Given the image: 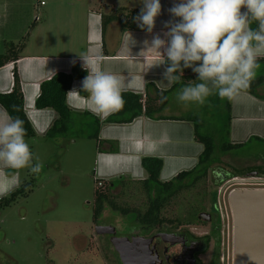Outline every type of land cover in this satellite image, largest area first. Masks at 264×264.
I'll list each match as a JSON object with an SVG mask.
<instances>
[{
  "label": "rangeland",
  "instance_id": "1",
  "mask_svg": "<svg viewBox=\"0 0 264 264\" xmlns=\"http://www.w3.org/2000/svg\"><path fill=\"white\" fill-rule=\"evenodd\" d=\"M108 2L118 7L129 6L128 0ZM141 5L142 1L137 0L136 7ZM94 7L91 0H0V54H4L12 43L23 47L22 52L27 54H38L42 48L48 54L56 55L68 47L72 49V45L83 36L84 15ZM70 19L75 21V32H69L79 37L74 41L67 37ZM19 32H22V37L11 41L12 35ZM193 76L197 78L194 72ZM178 89L172 94L171 105L162 115L181 117L190 113L201 114V105L184 106L177 101ZM204 118L208 127L202 129V133L211 131L208 134L222 142L218 132L222 121L213 115ZM188 125L193 127L190 123ZM189 129L182 133L183 130L180 131L177 126L168 127L167 131L173 138H179L189 134ZM94 132V128H90L83 137H74L75 133L71 131L67 137L26 140L45 167L38 177L28 169H22L21 182H32V192L0 210V264H120L109 237L98 235L96 228L113 226L120 236H130L133 219L105 206L95 223L96 194L103 193L130 209L142 208L146 197L135 185L125 191L121 187L109 189V183L119 178L127 182L139 181L130 175L103 179L94 174L97 142L88 136ZM253 167L264 169V145L255 141L250 147L221 157V162L213 166L205 183L193 193L204 189L214 192L216 172L230 173L231 177L244 176L246 169ZM177 204L165 211V218L173 220L178 215ZM230 226L233 236L232 216Z\"/></svg>",
  "mask_w": 264,
  "mask_h": 264
},
{
  "label": "crops",
  "instance_id": "2",
  "mask_svg": "<svg viewBox=\"0 0 264 264\" xmlns=\"http://www.w3.org/2000/svg\"><path fill=\"white\" fill-rule=\"evenodd\" d=\"M92 1L95 7L89 8L82 20V38L69 32H75L73 19H70L67 24V27L70 26L67 37L73 41L79 38L78 42L72 45V49L68 47V49L57 52L60 53L57 55L48 54L44 48L38 54L22 52L20 54L21 59L15 64L11 63L0 68L1 94L12 92L14 86L13 71L14 67L17 68L24 96L25 113L36 132V139H47V133L58 118L57 113L52 109L39 110L36 108V100L41 94V84L49 81L57 74H72L73 67L76 65L88 72L79 55H89L97 62L101 70L114 72L124 79L126 87L122 93L146 96L150 84L160 91L164 89V85L160 82L163 80L165 65H155L162 59L161 54L147 49L143 42L145 40L151 41L156 34L167 39L164 37V33L168 29L164 25L169 21L178 22L179 18L173 17L169 9L179 0H160L161 14L156 18L155 28L151 34L142 29L122 32L116 22L110 24L103 34L101 15L104 12L119 8L141 11L143 3L138 8L136 7L137 0L136 2L128 0L129 6L127 7L115 6L110 4L108 0ZM128 32L136 41L134 45H129V48L127 47ZM21 37L22 32L16 33L12 35L11 41H17ZM161 53L163 54V50ZM260 60L264 61V58ZM262 63L264 66V62ZM84 79L73 82L69 92L75 90L78 94H69L68 92L67 105L76 115L90 114L101 121L99 138L105 144L101 150L98 149L97 144L94 169L96 176L107 179L120 175H130L136 180L143 181L148 178V174L142 167V159L158 158L163 161L160 180L169 182L180 172L191 171L197 165L204 147L195 141L194 128L188 125L189 122L185 124V121L177 120L154 121L143 116L131 124H106V119L116 112L103 115L91 110L88 100L89 94L84 92L82 87ZM172 86L164 92L169 91ZM256 93L259 98L243 91L237 98L231 100L230 142L234 144L247 147L252 141L257 144L264 141V82L256 89ZM0 116H9L1 105ZM177 126L180 131L183 130L182 133L187 131L189 127L190 133L180 135L179 138H173L167 130L168 127ZM111 142L118 143L119 151L117 153L111 152V144H109ZM20 172L21 170H19L21 180ZM19 187L3 197L10 195Z\"/></svg>",
  "mask_w": 264,
  "mask_h": 264
},
{
  "label": "clouds",
  "instance_id": "3",
  "mask_svg": "<svg viewBox=\"0 0 264 264\" xmlns=\"http://www.w3.org/2000/svg\"><path fill=\"white\" fill-rule=\"evenodd\" d=\"M142 3L134 20L151 34L162 5L160 0ZM169 12L179 20L165 23L167 39L156 34L143 42L147 49L161 54L155 65H166L158 103L168 99L164 90L181 83L186 68L197 74V80L176 92L177 101L184 106H202L213 95L231 101L250 87L260 68L259 60L264 58V0H179ZM135 43L128 32L127 47ZM79 56L89 73L82 87L89 94L91 110L103 115L121 110L126 81L101 70L89 55ZM69 94L78 93L73 90ZM26 134L22 119L0 116V197L20 186L19 170L28 169L38 177L45 167L32 152Z\"/></svg>",
  "mask_w": 264,
  "mask_h": 264
},
{
  "label": "trees",
  "instance_id": "4",
  "mask_svg": "<svg viewBox=\"0 0 264 264\" xmlns=\"http://www.w3.org/2000/svg\"><path fill=\"white\" fill-rule=\"evenodd\" d=\"M139 13L140 11L138 10L128 11L124 8L104 12L101 15L103 34L113 22L118 23L122 32L141 29L134 20ZM253 27L255 28L256 25L253 24ZM22 48L13 43L8 45L6 52L0 54V68L19 61L21 59ZM262 62L264 61H259L260 68L257 70V75L251 82L250 87L244 90V92L256 97H258L256 89L264 82V66ZM13 75L14 86L12 92L9 94L0 93V105L9 116L13 118L19 117L24 121V128L27 133L25 139L34 140L36 139V132L25 113L24 96L16 67H14ZM87 75L88 72L86 70L76 65L73 67L72 74H57L49 81L43 82L41 84V94L36 100L35 106L39 110L52 109L58 115L57 120L47 133L48 138L67 137L71 131L75 133L74 137H83L87 135L86 131L88 129L94 128L95 132L88 136L96 140L98 149L101 150L105 144L99 138L101 121L90 114L76 115L67 105V94L73 82L85 78ZM196 80L197 78L193 76L191 68L184 69L181 83L174 84L169 91H163V95L168 97L163 103H158L161 91L156 89V87L154 88L151 84L148 85L146 96L127 92L122 93L125 100L123 108L109 116L105 121L106 124H131L143 116L154 121L177 120L189 122L194 128L195 141L202 144L204 150L199 156L197 165L191 171L181 172L169 182H162L160 180L163 168V161L161 159L143 158L142 167L148 174L146 180L138 182L130 180L127 182L125 179L119 178L109 183L110 190L121 187L125 191L127 188H131V185L139 186L138 190H141L142 194L146 197L143 207L139 209L124 208L109 196L97 193L94 210L95 223L98 222L105 206H109L114 211L132 218L134 223L139 222L147 226L174 222L181 224L197 219L202 205L210 198L212 192H208L205 189L202 192H193L205 183L213 166L221 162V157L244 147L230 143L231 101L227 99L222 100L218 95L208 97L206 103L202 105L201 114L190 113L181 117H166L162 115L171 105L172 94L183 85H187L190 82L195 83ZM206 115L216 116L222 121L220 130L218 131L222 142H218L214 136L208 134L211 131L202 133V129L208 127L207 121L204 118ZM252 143L253 141L247 146L250 147ZM109 144H111V152L117 153L119 151L118 143L111 142ZM258 144L264 145V141ZM258 170L262 171V168H247L245 174ZM237 176H233V178ZM32 190V182L27 183L22 181L16 191L0 199V210L11 206L19 197H27ZM177 202L178 215L173 220L165 218V211Z\"/></svg>",
  "mask_w": 264,
  "mask_h": 264
},
{
  "label": "flooded vegetation",
  "instance_id": "5",
  "mask_svg": "<svg viewBox=\"0 0 264 264\" xmlns=\"http://www.w3.org/2000/svg\"><path fill=\"white\" fill-rule=\"evenodd\" d=\"M215 176L214 192L202 205L195 221L154 226L136 222L130 236H120L116 229V237L127 238L133 245V264H234L229 198L235 190L264 189V169L236 178L224 172H216ZM238 185L249 188L235 187ZM107 237L110 241L113 238ZM119 263L123 264L120 257Z\"/></svg>",
  "mask_w": 264,
  "mask_h": 264
},
{
  "label": "water",
  "instance_id": "6",
  "mask_svg": "<svg viewBox=\"0 0 264 264\" xmlns=\"http://www.w3.org/2000/svg\"><path fill=\"white\" fill-rule=\"evenodd\" d=\"M246 183V180H238ZM234 264H264V189H240L231 193ZM96 233L112 236L111 244L123 264H133L132 243L118 238L113 226H98Z\"/></svg>",
  "mask_w": 264,
  "mask_h": 264
}]
</instances>
